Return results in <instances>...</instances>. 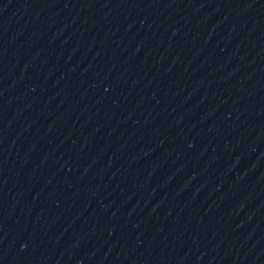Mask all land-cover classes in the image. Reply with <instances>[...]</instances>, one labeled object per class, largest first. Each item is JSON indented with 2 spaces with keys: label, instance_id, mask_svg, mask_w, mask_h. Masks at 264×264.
I'll list each match as a JSON object with an SVG mask.
<instances>
[{
  "label": "water",
  "instance_id": "95a60500",
  "mask_svg": "<svg viewBox=\"0 0 264 264\" xmlns=\"http://www.w3.org/2000/svg\"><path fill=\"white\" fill-rule=\"evenodd\" d=\"M264 0H0V264H164Z\"/></svg>",
  "mask_w": 264,
  "mask_h": 264
}]
</instances>
